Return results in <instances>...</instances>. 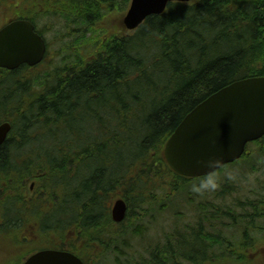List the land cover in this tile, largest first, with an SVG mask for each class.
Returning <instances> with one entry per match:
<instances>
[{
    "label": "trees",
    "instance_id": "1",
    "mask_svg": "<svg viewBox=\"0 0 264 264\" xmlns=\"http://www.w3.org/2000/svg\"><path fill=\"white\" fill-rule=\"evenodd\" d=\"M128 1L62 0L56 11L76 26L62 62L42 75L39 65L0 69V122L11 124L0 146V264L17 263L32 238L53 246L68 230H97L118 197L131 223L168 206L193 180L169 168L170 134L212 93L264 77V0L170 2L133 31L108 16ZM216 173L225 180L214 197L233 207L199 203L181 230L176 219L167 262L264 264V136ZM252 174L263 180L241 201L235 182Z\"/></svg>",
    "mask_w": 264,
    "mask_h": 264
},
{
    "label": "water",
    "instance_id": "2",
    "mask_svg": "<svg viewBox=\"0 0 264 264\" xmlns=\"http://www.w3.org/2000/svg\"><path fill=\"white\" fill-rule=\"evenodd\" d=\"M191 0H130L122 24L134 30L150 15L162 14L169 2ZM46 54L44 39L27 20H15L0 29V68L13 71L22 65L34 67ZM11 129L0 123V146ZM264 136V77L234 81L212 93L180 121L165 142L163 154L171 170L179 176L197 178L238 160L249 142ZM209 156L221 164L209 170L200 162ZM127 205L116 199L111 209L115 222L124 219ZM23 264H82L72 254L42 250Z\"/></svg>",
    "mask_w": 264,
    "mask_h": 264
},
{
    "label": "flooded vegetation",
    "instance_id": "3",
    "mask_svg": "<svg viewBox=\"0 0 264 264\" xmlns=\"http://www.w3.org/2000/svg\"><path fill=\"white\" fill-rule=\"evenodd\" d=\"M13 1L8 0L7 6H5L1 5L4 0H0V10L6 21L13 19L28 20L34 23L37 30L38 24L36 21L43 18H56L58 22L63 20L62 16L56 11L61 9L62 0H22V5H19V3L13 4ZM77 8L78 5L75 4L74 9L77 10ZM16 15H20L21 18H15ZM84 15L86 16V13ZM47 29L49 27L44 26L41 28V32L45 34ZM68 30L69 28H66V31ZM30 190H32L31 186ZM145 208L157 210L158 214L155 215L157 221H161V218L164 217L167 218L170 210L168 206L162 209H160V206L157 208L147 206ZM128 215L129 211L126 213L125 218ZM141 217L143 216L140 215ZM125 224L126 221L119 223L111 221L103 222L102 227L97 230H68L65 236L52 239L54 241L53 246L42 244L39 239L32 238L35 243H26L21 247L24 252L23 257L15 264H23L34 253L46 249L70 253L79 259L82 264H169L167 262L168 258L173 257V247L169 244V241H172L171 238L165 240V237H162L161 241L158 238L152 242H146V239L143 238V242L141 236L137 237L140 235V230H135V233L132 226L127 227ZM151 224L149 222L147 228L143 229L141 233L151 232L155 223L152 226ZM26 241H31V239L26 238ZM164 243L170 249V253L163 250Z\"/></svg>",
    "mask_w": 264,
    "mask_h": 264
},
{
    "label": "rangeland",
    "instance_id": "4",
    "mask_svg": "<svg viewBox=\"0 0 264 264\" xmlns=\"http://www.w3.org/2000/svg\"><path fill=\"white\" fill-rule=\"evenodd\" d=\"M7 1L4 0V2L1 3V5L7 6ZM22 0H14L13 4L22 5ZM124 0H114V3H122ZM129 1L127 4L123 3L125 6L122 10L118 11L115 8V5L113 8V11L108 14L109 17L112 18V16H116L115 19H113L112 24H114L117 17L122 18L124 13L126 12L128 8ZM3 17L1 10H0V27L3 26L7 21ZM44 26H48L49 29L45 32V39L47 40L49 44L48 54L45 60H43L42 64L38 66V72L40 75H42L45 72H48L52 70L56 65L62 62V59L66 57L69 53L64 50L65 45H69L72 42V38L68 37L67 34L71 33V30L74 32V28H76L75 25L68 26L67 22L62 20V22H58V19H41L38 21V29L43 28ZM66 28H69L68 31H66ZM75 33V32H74ZM76 34V33H75ZM223 175H226L224 172ZM233 178V177H231ZM225 180V176H218V181L223 182ZM263 180L259 175L252 174L249 175V179L247 181H239L235 182V186L241 185L243 186L242 190L238 189L237 191H240L241 193L237 196L238 199L241 201H244L247 197H251V190H256V188L259 185V181ZM198 182V179H194L190 181L188 184H186V189H184L181 192H177L176 195L168 197V199H163L164 202L168 204H172L173 207L175 204H178L179 207L182 209H172L170 210L168 217L161 218V221H157V219H154V212L148 214H140L143 217L140 218V215H137V218H140V220H137V223H131V216H127V218L124 220L126 221V226L131 225L134 229V231L140 230V235L137 237H142V241L144 242V239H146V242H152L156 241V239L161 241V238L165 237L167 233H172L173 230V222L177 219L178 224L180 226V230L183 226L189 225L193 220L194 213L193 210L197 209V205L199 203H210L213 205V207H233V198H227L225 200H219L214 197V191L205 192L204 194L198 195L197 193H194L190 191V185L193 183ZM156 195L162 194L163 190H156ZM189 201L190 205H186L185 202H183L185 199ZM162 202V204H160ZM158 202L157 205H153L154 207H159L164 205L163 201ZM185 205L184 206H182ZM111 206V205H110ZM211 207V208H213ZM166 215V214H165ZM151 222L152 224L155 223L154 229L151 230V232L141 233L143 229L147 228L148 223ZM151 224V226H152ZM139 229V230H137ZM227 235L231 236V232L227 231ZM144 238V239H143ZM2 257V256H1ZM0 257V261L2 260Z\"/></svg>",
    "mask_w": 264,
    "mask_h": 264
},
{
    "label": "clouds",
    "instance_id": "5",
    "mask_svg": "<svg viewBox=\"0 0 264 264\" xmlns=\"http://www.w3.org/2000/svg\"><path fill=\"white\" fill-rule=\"evenodd\" d=\"M209 170L216 169L220 166L221 161L218 157L209 156L207 159L200 162ZM218 188V176L214 171H210L208 175L196 183L190 185V191L197 194H204L205 192L214 191Z\"/></svg>",
    "mask_w": 264,
    "mask_h": 264
},
{
    "label": "bare ground",
    "instance_id": "6",
    "mask_svg": "<svg viewBox=\"0 0 264 264\" xmlns=\"http://www.w3.org/2000/svg\"><path fill=\"white\" fill-rule=\"evenodd\" d=\"M251 78V77H250Z\"/></svg>",
    "mask_w": 264,
    "mask_h": 264
}]
</instances>
